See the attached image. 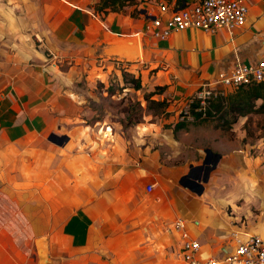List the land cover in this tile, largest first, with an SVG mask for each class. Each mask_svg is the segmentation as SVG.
<instances>
[{"label": "crops", "instance_id": "crops-1", "mask_svg": "<svg viewBox=\"0 0 264 264\" xmlns=\"http://www.w3.org/2000/svg\"><path fill=\"white\" fill-rule=\"evenodd\" d=\"M96 1L0 0V50L31 56L0 60V151L3 143L39 134H47L54 142L52 138L63 134L58 144L67 145L76 130L73 121H85L82 103L65 88L72 69L98 56L126 57L122 53L132 47L131 40L137 50L133 58L153 70L172 96L183 100L220 71L264 56V0H246V21L233 32L224 27L212 32L185 28L173 30L166 38H157L146 28L150 18L161 13L158 2L162 0H138L104 16L94 11ZM188 1L167 2L175 6ZM135 7L140 11L132 15ZM32 33L39 35L44 46H32L28 40ZM50 53L71 64L61 69L59 63L51 62ZM122 143L113 144L116 157L111 161L94 160L95 168L88 170L87 178L83 177L86 169L78 168L77 188L66 186L62 175V216L48 228V256H27L25 264H141L144 256H132L133 247L147 237L138 222L152 211L155 216H182L197 237L202 210L197 199L186 198L183 166L167 165L160 150L149 144L135 160L118 151ZM151 184L153 188L146 189ZM206 237L201 242L208 255L220 256L228 247L220 246L218 251V243ZM1 262L7 264L6 256H0Z\"/></svg>", "mask_w": 264, "mask_h": 264}, {"label": "rangeland", "instance_id": "rangeland-1", "mask_svg": "<svg viewBox=\"0 0 264 264\" xmlns=\"http://www.w3.org/2000/svg\"><path fill=\"white\" fill-rule=\"evenodd\" d=\"M28 40L37 49L44 46L37 33ZM50 55L61 69L71 64L67 58ZM20 57L31 59L29 53L0 50V60ZM137 60L106 55L89 64L76 63L65 88L82 103L85 121H73L76 130L67 145L52 141L47 134L2 144L0 256H6L7 264H25L27 256H48V228L61 219L63 185L77 188L78 168L86 169L83 177L87 178L88 170L95 168L94 160L105 164L115 158L117 141L123 142L118 151L135 160L149 144L160 150L167 165L183 166L186 198L197 199L202 210L201 231L198 227L195 232L200 241L207 234L220 251V246L231 247L236 231H264V110L236 115L227 101L219 107L216 98L207 107L211 112L196 116L185 111L187 99L172 96L153 70ZM160 141L163 145L158 146ZM206 148L220 153L215 165L204 163ZM203 165L208 169L206 181L203 168L189 175L192 167ZM103 177L105 188V171ZM199 182L204 185L200 193L191 188ZM155 215L152 211L138 222L147 237L133 247L132 256H144L141 264H174L178 236L172 224L177 216Z\"/></svg>", "mask_w": 264, "mask_h": 264}, {"label": "built area", "instance_id": "built-area-1", "mask_svg": "<svg viewBox=\"0 0 264 264\" xmlns=\"http://www.w3.org/2000/svg\"><path fill=\"white\" fill-rule=\"evenodd\" d=\"M158 5L161 13L153 15L146 26L157 38L185 28L212 32L224 27L233 32L245 23L248 13L246 0H191L175 6L162 0ZM260 81H264V56L256 62L238 63L230 70L220 71L213 81L201 84L187 98L185 111L191 112L194 104L200 116L206 115L213 99L223 98L241 84ZM152 188V184L147 185L148 190ZM172 227L179 239L175 264H264V231L234 232L231 247L218 256L205 253L204 245L191 233L185 218L177 216Z\"/></svg>", "mask_w": 264, "mask_h": 264}, {"label": "trees", "instance_id": "trees-1", "mask_svg": "<svg viewBox=\"0 0 264 264\" xmlns=\"http://www.w3.org/2000/svg\"><path fill=\"white\" fill-rule=\"evenodd\" d=\"M170 2L171 0H166ZM180 1V0H178ZM138 0H97L94 5V11L104 16L109 11H122L126 6L135 5ZM140 11L138 8H134L132 15H135ZM136 87L140 86V80L136 81ZM165 88V85H161ZM217 102L220 107L221 101H227L230 109L235 111L236 115L246 114L254 109L264 110V81L251 82L247 84H241L234 87L233 91H228L223 98H217ZM257 100H261L257 104ZM215 103H213L214 105ZM194 104L191 105V112L196 116L200 115V112L194 110ZM208 113L211 110H207Z\"/></svg>", "mask_w": 264, "mask_h": 264}, {"label": "flooded vegetation", "instance_id": "flooded-vegetation-1", "mask_svg": "<svg viewBox=\"0 0 264 264\" xmlns=\"http://www.w3.org/2000/svg\"><path fill=\"white\" fill-rule=\"evenodd\" d=\"M216 158H217V154L213 153L212 151L209 150V151H207L206 156L204 158V163H213V162H215ZM206 167L207 166H204V165L201 167H194V168L192 167L189 175L195 176L198 173V171L201 170L200 168H203V170L205 172V175H204V177H205L207 174V168Z\"/></svg>", "mask_w": 264, "mask_h": 264}, {"label": "water", "instance_id": "water-1", "mask_svg": "<svg viewBox=\"0 0 264 264\" xmlns=\"http://www.w3.org/2000/svg\"><path fill=\"white\" fill-rule=\"evenodd\" d=\"M56 142L61 143V141H58V140H56ZM209 150H210V149H206V151H209ZM218 158H219V155L217 154V158H216L215 162H213V165L216 164ZM207 175H208V169H207V174H206V176L203 178V181H206V180H207ZM191 188H192L193 190H196L197 192L200 193V192L203 190L204 185H203L202 182H199V183H195L194 186L191 185ZM44 249H45V248H44ZM40 257H41L42 259H45V257H43V256H40Z\"/></svg>", "mask_w": 264, "mask_h": 264}, {"label": "bare ground", "instance_id": "bare-ground-1", "mask_svg": "<svg viewBox=\"0 0 264 264\" xmlns=\"http://www.w3.org/2000/svg\"><path fill=\"white\" fill-rule=\"evenodd\" d=\"M122 41H125L124 39ZM132 47L129 50H125L122 54L125 55L127 58H133L135 54L137 53L135 43L131 40ZM110 127H107V130H109Z\"/></svg>", "mask_w": 264, "mask_h": 264}]
</instances>
